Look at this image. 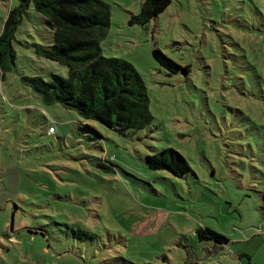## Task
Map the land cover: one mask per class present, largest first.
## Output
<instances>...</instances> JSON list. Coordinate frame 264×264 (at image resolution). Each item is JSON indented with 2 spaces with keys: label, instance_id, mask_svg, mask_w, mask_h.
Segmentation results:
<instances>
[{
  "label": "rangeland",
  "instance_id": "374dc122",
  "mask_svg": "<svg viewBox=\"0 0 264 264\" xmlns=\"http://www.w3.org/2000/svg\"><path fill=\"white\" fill-rule=\"evenodd\" d=\"M102 1V53L136 68L153 120L118 131L45 105L24 78L68 69L36 54L53 33L31 5L0 70V264H264V0H171L145 25L147 0ZM18 5L0 0V35ZM165 149L192 172L150 169Z\"/></svg>",
  "mask_w": 264,
  "mask_h": 264
},
{
  "label": "trees",
  "instance_id": "16d2710c",
  "mask_svg": "<svg viewBox=\"0 0 264 264\" xmlns=\"http://www.w3.org/2000/svg\"><path fill=\"white\" fill-rule=\"evenodd\" d=\"M31 5L53 33L49 46H40L36 54L68 69L66 78H24L42 102L47 106L60 104L82 119L100 122L109 129L139 130L148 126L153 117L144 80L131 63L102 53L101 43L111 25L110 6L102 0H19V5L9 12L0 35V70L12 72L16 34ZM170 5L171 0H147L131 23L145 25ZM153 55L171 74L190 72L189 67H182L159 49ZM147 164L152 170L168 171L176 177L192 172L187 160L174 149L148 156ZM198 235L201 241L229 243L227 237L210 228L199 229Z\"/></svg>",
  "mask_w": 264,
  "mask_h": 264
},
{
  "label": "built area",
  "instance_id": "2783aa9c",
  "mask_svg": "<svg viewBox=\"0 0 264 264\" xmlns=\"http://www.w3.org/2000/svg\"><path fill=\"white\" fill-rule=\"evenodd\" d=\"M56 133V128L54 126H51L49 128L48 134L49 135H54Z\"/></svg>",
  "mask_w": 264,
  "mask_h": 264
}]
</instances>
